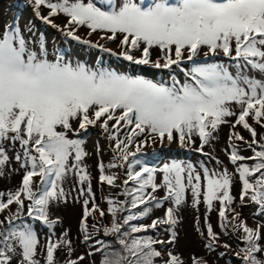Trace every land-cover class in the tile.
I'll list each match as a JSON object with an SVG mask.
<instances>
[{
  "label": "snow or ice",
  "instance_id": "6c2138e0",
  "mask_svg": "<svg viewBox=\"0 0 264 264\" xmlns=\"http://www.w3.org/2000/svg\"><path fill=\"white\" fill-rule=\"evenodd\" d=\"M30 6L36 19L83 45L136 66L169 70L171 83L91 67L59 52L50 57L46 36L37 35L33 21L23 29L18 20L4 25L0 178L21 170L23 175L15 191H0V214L16 206L0 219V264H12L13 259L16 264H57L58 252L64 253V264H84L86 257L89 264H186L175 251L176 228L186 208L199 213L201 204L206 227L201 229L199 215L194 227L205 249L215 252L222 247L225 251L218 255L225 257L231 245L220 240L231 239V230L232 235L241 234L237 239L244 246L234 255L242 264H264V226L249 227L232 207L238 177V206L248 207L247 198L257 206L256 215L264 216V133L253 126L264 129V0H31ZM61 14L67 17L63 28L52 19ZM81 27L89 36L102 33L100 39L118 42L119 51L81 39L76 35ZM219 56L233 63L213 59ZM225 126L229 134L224 152L233 172L205 152ZM237 126L252 139L236 131ZM90 127L101 130L113 151L111 162L97 164L98 182L122 187L119 195L124 197L105 198L106 211L93 192L85 163L89 153L80 138ZM150 144L169 149L176 144L200 153L216 167L178 159L150 166L140 158ZM241 144L251 156L241 155ZM96 151L99 154V144ZM13 160L18 168H9ZM106 168L124 169L121 186L116 183L120 174L106 173ZM159 191L164 195L158 197ZM69 203L81 205L76 239L87 247L85 255L74 259L69 230L61 229L57 236L61 220L53 217L56 207ZM161 208L162 217L142 222ZM213 210L220 232L209 222ZM106 215L111 221L102 224ZM37 225L47 229L44 243ZM161 231L167 238H160ZM187 264L209 261L190 255Z\"/></svg>",
  "mask_w": 264,
  "mask_h": 264
},
{
  "label": "rangeland",
  "instance_id": "374dc122",
  "mask_svg": "<svg viewBox=\"0 0 264 264\" xmlns=\"http://www.w3.org/2000/svg\"><path fill=\"white\" fill-rule=\"evenodd\" d=\"M3 3H4V5H3L4 8H6L8 11L12 10L14 0L13 1L4 0ZM42 11L45 13L47 12V10H44V9H42ZM21 20H23V23H20V24L23 25L28 20V16H27V19L18 18L19 22H21ZM55 21H57V19H55ZM64 23L66 24V21H64L63 24H61V27H64V25H65ZM5 24H6V22H0V27L3 29ZM76 35H78L81 39H87V40L92 41L93 43L99 42L100 44L102 43L107 48H111L114 51H119V49L117 48L118 42H111V41H107L105 39H100V36L102 35V33H100V34L94 33L91 36H89L88 35V29L81 27V29L76 31ZM58 40L59 39H57V38H55V40H54L53 52H54L55 46L58 44ZM75 42H77V41H75ZM77 48L80 49V46L78 45ZM96 50L97 49L93 48V49L89 50L91 53L86 54L85 62L88 66L95 67L94 56H96V53H97ZM53 52L49 51V55H52ZM99 52L103 56H106L108 58V55L104 54L103 51L99 50ZM71 55L72 54H68V55H66V57L69 59H72L73 61H80L81 62V60H82L81 56H77L76 54H73L71 57ZM137 55H139V54L137 53ZM156 55H157V53L154 51L153 52V58H155ZM200 59H202V57ZM215 61L231 65L228 61H225L222 58L216 59ZM131 66H134V65H130V67ZM103 67H109L112 69H116V70H119L122 72H126L130 75H142L145 78L157 81L156 73H158V70L149 71L147 69H141L138 71V70L130 69V67H128V65L125 64L124 62H123V64H121V63L116 64L113 62H108V64L103 66ZM178 77H179V79H182V80L185 79V78H183V76H181V74H178ZM249 123H252V121L249 120ZM253 126L256 127V130L258 133H261L262 129L259 126L254 125V124H253ZM236 131H239L240 134L243 135L249 141L252 139L251 135L248 134L247 131L239 128L238 126L236 128ZM228 134H229V129L226 126L222 127L220 132H219V140L214 142L213 147H206L205 149H207L208 152L211 153L213 156H215V157L219 158L221 161H223L224 165H226L228 167L229 171L233 172L234 166L229 163L228 159L226 158V154L224 152V149L228 147V145H227ZM80 138L85 139L86 142H85L84 147H85V150L89 153V156L85 159V163L88 165V170L91 173V176L93 178L92 179L93 192L96 194L97 203L100 205L101 208H103L106 211L108 205L105 202V198L112 197L114 199H117V198L121 199L118 191L107 190V188H111V187L108 186L106 183L101 185L98 182V177H99L100 173L98 171L97 164L101 161L105 165H107L109 162H111L112 156H113L112 147H111L110 143L106 140V138L104 139V136L101 133L100 129L98 130L96 128H89L88 132L86 134L82 133ZM257 139L259 140V135L257 136ZM97 144H99V147H100L99 154H97V151H96ZM156 146H158V144L157 145H151L150 144V145L143 148V152L149 151ZM173 146H176V144H173L171 147H173ZM245 147L246 146L243 144L240 145L241 155H244L246 157H248L249 154L252 155L251 151H245L244 150ZM132 150H135V149L133 148ZM200 161H204L205 163L208 164L209 167H216L214 162L208 161L206 157L200 156V157H196L193 160H191V162H193L194 164H198V162H200ZM246 162L249 163V166H251V164H252L251 161H246ZM18 167H19V165L14 160L9 165V168H18ZM6 171H8V169H6ZM111 172H117L119 174H122V172H124V169H122V168L121 169H107L106 168V173H111ZM22 174H23V171L21 170L20 172H13L11 174L10 178L7 176L4 178H0V191H5V192H7L8 190L15 191L19 187V183H21ZM19 179H20V182H19ZM120 180L121 179H118L116 181V183H118ZM38 181H39V178H37V182ZM234 181L235 182L233 185L232 194H233V196L236 197V203H234L233 207L234 208L238 207L239 211L242 214H244L246 207L241 209L238 206L239 205V194H240L239 193L240 182L238 180V177H235ZM202 183H203V178H202ZM65 187L66 188L70 187V183H66ZM162 193H163V191L157 192V196L158 197L162 196L163 195ZM190 200H191V196L189 195V201ZM249 202L251 203L250 200L245 198V204L249 203ZM214 205H215L216 209L219 208L218 202H214ZM168 206L169 205L166 204L165 208ZM15 207L16 206L13 204L10 207V210H5L3 212V214H0V219H3L4 216L9 215V211L14 212ZM164 210H165L164 208L154 209L151 217L142 221V222L145 224H150L152 219H154L156 217H162L164 215ZM81 213H82V208H81V205L79 203H69L66 206L61 205L59 207H56L54 209V212H53V217L54 218L59 217L61 220V224L59 226H57V229H56L57 236L60 235L61 229H67V230H69L70 236L74 240V246L76 248V252L74 253V255L72 257L73 259L76 256L85 255V253L87 252V247L84 244H82L83 248L80 247L81 242L78 239H76L77 228H78V224L80 221ZM204 213H205V206L203 204H201V206H200L199 213H197L196 211H194L190 207L186 208L182 212V216H183L182 222L176 228V231L179 233V238H178V242L175 246V251L182 255V258L185 260L186 264L188 262V257L190 255H195L198 257L202 256L207 261H209V263H210L209 256L207 255V253L209 251L204 248L203 241L200 239V237H199V235L196 232L195 227H194L195 218L197 215L200 216V227H201V229H204L206 227L204 219H203ZM215 214H216V210H213L209 214V222L212 224L214 231L218 232L214 226V224H216V222L218 221L217 220L218 217H216ZM96 216H97V219L99 220V213H96ZM249 218H251V216L249 214L241 215V217H240V219L246 221V223L249 227L254 228V226L256 225L254 223V219H249ZM110 221H111V216L106 215L105 218L101 221V223L102 224H108ZM263 221H264V219H263ZM92 222L93 221L90 218L88 223L91 225ZM258 225L264 226V224H262V223H259ZM36 227L38 229V234L40 236L41 243H44V238H45V235L47 233V229H42L39 225H37ZM229 235L232 236L231 239H229L228 237H226V238L221 237V240H220V244L228 243L231 245V250L228 251V254L225 257L219 259V261L223 264L225 263V260H229L233 256V253L235 251H239V249L244 246L242 243H239L237 246H235L234 239H235V237H238L239 235H241L240 233H236L235 235H232L231 230H229ZM161 237L167 238V234L163 233L161 235ZM219 249L221 251H225V249L222 247ZM164 251H167V249H165ZM64 259H65L64 253L58 252L57 253V264H64ZM240 263L242 264L241 260H240ZM12 264H16V259H13ZM41 264H43V260H41ZM84 264H89V260L87 257L84 261ZM216 264H220V263L218 262Z\"/></svg>",
  "mask_w": 264,
  "mask_h": 264
},
{
  "label": "trees",
  "instance_id": "16d2710c",
  "mask_svg": "<svg viewBox=\"0 0 264 264\" xmlns=\"http://www.w3.org/2000/svg\"><path fill=\"white\" fill-rule=\"evenodd\" d=\"M260 243H261L262 245H264V238H263V240L260 241ZM165 252H166V251H165ZM211 257L217 260L216 256L211 255ZM94 259L98 262L99 259H100L99 255H97L96 257H94Z\"/></svg>",
  "mask_w": 264,
  "mask_h": 264
}]
</instances>
